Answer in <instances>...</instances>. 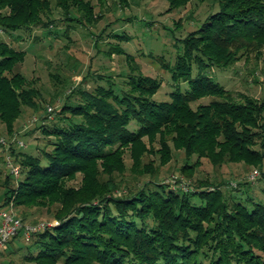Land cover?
<instances>
[{
	"label": "trees",
	"instance_id": "obj_1",
	"mask_svg": "<svg viewBox=\"0 0 264 264\" xmlns=\"http://www.w3.org/2000/svg\"><path fill=\"white\" fill-rule=\"evenodd\" d=\"M96 1L98 7L92 0H0V35L41 28L58 36L50 29L56 11L66 24L64 37L76 25L91 30L103 17L104 2ZM165 1L170 12L190 0ZM214 1L217 11L177 40L181 47L174 64L159 58L175 84L187 83L186 91L176 88L170 101H153L161 81L141 72L135 57L115 44L106 53L124 54L128 67L124 86L106 79L107 86L71 91L55 109L58 117L52 131L43 124L47 115L37 112L43 104L39 91L14 72L26 52L0 38V122L11 136L23 108H28V113L40 116L42 131L55 136L52 150L42 154L46 167L40 157L20 151L22 147L7 149L14 164L22 166L21 178L7 173L0 209L12 210L27 223L30 215L22 211L20 216L16 208L57 204L53 214L60 221L30 237L27 250L34 252L25 259L38 264H264V203L249 197L246 206L229 204L219 189L207 186H189L190 191L182 192L165 182L151 188L146 181L134 190L123 189L121 179H116L124 170L121 149L159 133L169 136L185 159L195 156V165L200 164L198 158L214 167L244 160L255 163L264 177V98L233 94L204 73L211 65L228 68L252 52L261 55L264 0ZM116 3L125 6L127 0ZM108 36L130 40L115 32ZM194 68L197 75L192 77ZM74 92L80 100L71 104ZM206 97L211 98L208 103L190 107ZM131 122L136 123L135 130L128 129ZM169 142L163 138L159 144V163L169 157ZM133 159L138 165L140 159ZM78 173L83 174L81 186L65 188L66 180ZM193 197L199 202L193 203ZM213 219L214 226H203ZM18 238L23 240L22 234ZM15 239L9 241L11 247Z\"/></svg>",
	"mask_w": 264,
	"mask_h": 264
},
{
	"label": "rangeland",
	"instance_id": "obj_2",
	"mask_svg": "<svg viewBox=\"0 0 264 264\" xmlns=\"http://www.w3.org/2000/svg\"><path fill=\"white\" fill-rule=\"evenodd\" d=\"M103 2L102 19L91 30L80 25L73 26L67 32L68 38L62 35L66 24L60 20L62 17L59 11L55 12L54 17L52 16L54 22L50 27L52 33L56 32L58 36H55V33L46 34V31L41 28L17 30L7 36L1 33L0 38L3 41H8L11 44L14 41L15 48L26 52L24 61L15 66L14 72H19L31 80L32 86H35L39 91L43 104L37 112H42L41 116L47 115V106L59 110L66 100L65 96L78 87L91 91L98 85L107 86L106 79H113L119 87L123 85L124 75L128 72L124 54L114 53L110 56L106 53L109 47L115 44H119L126 55L131 54L135 57L141 72L161 81L160 89L151 98L153 101H170V92L176 88L181 92L188 89L186 82L175 84L171 80L170 73L162 68L159 58L172 66L177 56L176 53L181 47L180 44L176 46L177 40L196 29L209 14L216 12L217 3L214 0H190L183 7L166 12L168 3L165 0H127L125 6L117 5L116 0H103ZM92 3L97 6L99 2L92 0ZM113 32L126 35L130 40L118 41L108 36ZM100 34L101 37H97L96 40V36ZM17 36L18 39H16ZM260 51L261 55L252 52L250 55L241 56L240 60L228 68L211 65L204 73L233 94L241 93L263 99L264 47ZM196 75L197 70L194 68L192 77ZM99 77L102 79L98 80ZM84 78L86 81H83ZM78 96L75 93L74 97L70 98V103H77L80 100ZM210 99L206 97L197 100L192 102L190 107L196 109L199 104L208 103ZM28 111H30L28 108H23L21 117L14 124V133L11 136L0 122V137L8 141L12 138L18 139L26 145L20 151L40 157L41 166L46 167L48 161L42 154L52 150L55 136L44 133L41 125L38 124L40 116L28 113ZM33 117L37 118L36 123L24 130V125L30 124ZM56 117L58 114L55 111L53 119L49 121L47 119L43 123L47 130L52 131L53 127H56L52 124L56 121ZM136 128L135 122H131L128 127L129 130ZM163 138L167 142L170 141L169 136H161L159 133L156 137L154 135L146 136L136 145L121 149V163L122 166L124 165V170H122L121 176H116L117 180L121 179V184H119L121 188L134 190L136 187L143 186L146 181L147 186L151 187L156 183H168L175 180V183L184 182V185L186 183V186L193 189L206 186L219 189L229 204L240 202L246 206L249 197L255 202L264 203L262 193L264 177L255 163L240 160L214 167L206 158H198L200 164L195 165L194 162L197 159L195 156L185 159L180 148L169 142V157L162 164L159 163L158 157L160 156L159 144ZM10 146L15 147L16 144L12 143ZM15 151L18 152L17 149ZM8 152L6 146L0 145V199L4 192L3 189L7 185L5 176L9 173V169L5 166V155ZM134 157L140 159L138 165H136ZM17 166L20 170L22 169V166ZM254 169L260 173L258 178L253 183L246 184V177ZM18 178H21V174ZM82 178L83 174L78 173L72 179L66 180L64 187L77 189L82 184ZM231 183L237 184L234 187ZM117 193L120 195L123 190H119ZM194 202L198 203L199 198L193 197ZM56 208L57 204L45 208L21 207L14 211H18L20 216H22V211L28 213L30 217L25 219L27 223L56 221L59 224L60 221L53 214ZM210 216L214 219L217 217L212 213ZM190 217L192 220V215ZM214 219L213 222L202 223L203 226L206 228L214 226ZM148 226L150 225L148 224ZM31 241V238L28 241L18 238L15 239L12 247L8 244L7 250L2 255V251L0 252V264H38L25 259L29 253L34 252L33 249L27 250ZM211 252L208 249L207 253ZM200 256L204 255L201 253ZM204 260L208 263L207 259Z\"/></svg>",
	"mask_w": 264,
	"mask_h": 264
},
{
	"label": "built area",
	"instance_id": "obj_3",
	"mask_svg": "<svg viewBox=\"0 0 264 264\" xmlns=\"http://www.w3.org/2000/svg\"><path fill=\"white\" fill-rule=\"evenodd\" d=\"M56 108L52 106L46 107V113L48 121L53 119L54 116V110ZM37 118L33 117L30 121V124L24 125V130H27L30 125L36 123ZM14 143L18 147H26L25 144H23L21 141H19L16 138H12L10 141L4 139L3 137H0V145L6 146V150L9 148V146ZM8 151V150H7ZM5 166L7 169H9V174L12 175V177L18 178L20 175V169L19 167L14 164V160L12 155L8 152V154L5 155ZM259 171L254 169L247 177L246 181L249 183H253L255 179L259 176ZM175 180L169 181L170 187L173 190L180 189L182 192H188L190 191V187L186 186L183 183H175ZM237 183H231L232 186H236ZM58 223L55 222H39V223H23L22 219L15 215L12 210H6V209H0V252L7 247L9 244V241H11L13 238L19 236L22 234L23 239L27 240L30 239V237L37 232H41L42 230L46 229L47 227H53L56 226Z\"/></svg>",
	"mask_w": 264,
	"mask_h": 264
},
{
	"label": "crops",
	"instance_id": "obj_4",
	"mask_svg": "<svg viewBox=\"0 0 264 264\" xmlns=\"http://www.w3.org/2000/svg\"><path fill=\"white\" fill-rule=\"evenodd\" d=\"M18 37V36H17Z\"/></svg>",
	"mask_w": 264,
	"mask_h": 264
}]
</instances>
